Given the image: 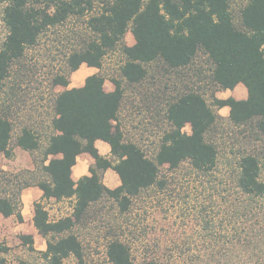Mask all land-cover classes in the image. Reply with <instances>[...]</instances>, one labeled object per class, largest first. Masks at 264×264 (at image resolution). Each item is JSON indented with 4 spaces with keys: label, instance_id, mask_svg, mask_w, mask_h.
<instances>
[{
    "label": "trees",
    "instance_id": "obj_1",
    "mask_svg": "<svg viewBox=\"0 0 264 264\" xmlns=\"http://www.w3.org/2000/svg\"><path fill=\"white\" fill-rule=\"evenodd\" d=\"M74 21L79 22L77 45L65 53L64 67L51 87L68 88L82 65L100 72L84 86L53 96V116L45 128L25 124L17 130L12 113L0 112V155L12 160L14 147H19L34 156L33 170L0 167V215L23 224V192L33 187L43 192L34 203L33 223L46 241L41 256L48 264H65L70 257L88 264L76 229L106 201L124 217L138 210L140 219L134 228L110 227L107 264H264V0H246L237 17L232 0H6L0 89L44 35ZM128 33L135 38L133 46L126 41ZM115 52L122 62L108 78L104 62ZM158 75L173 85L151 90ZM107 80L115 86L113 92L106 91ZM239 84L248 90L246 100L217 96ZM131 89L140 90L138 103L161 125L152 156L126 135L121 117ZM225 107L230 108L227 119L220 114ZM225 121L247 143L237 153L230 185L216 175L220 150L214 134ZM188 125L191 133L185 131ZM98 140L109 144L110 157L100 153ZM83 154L95 163L89 175L75 182L73 168ZM110 169L121 182L114 189L104 183ZM192 189L200 191L193 195ZM192 198L199 239L177 236L180 229L174 236L165 231L167 238L154 237L157 228L146 233L152 212L159 214L157 207L165 204L170 205L164 209L167 218L182 212L187 234ZM44 200H74L73 213L52 221ZM141 200H149L150 206L146 202L136 208ZM20 239L34 243L31 235ZM8 251L0 246V252Z\"/></svg>",
    "mask_w": 264,
    "mask_h": 264
},
{
    "label": "rangeland",
    "instance_id": "obj_2",
    "mask_svg": "<svg viewBox=\"0 0 264 264\" xmlns=\"http://www.w3.org/2000/svg\"><path fill=\"white\" fill-rule=\"evenodd\" d=\"M245 2L246 0H232L234 15L236 17L237 9ZM5 6L6 0H0V46L7 34L3 22ZM78 23V21H74L67 27L52 29L44 35L36 47L28 50L23 61L14 66L11 77L6 82V86L0 89V112L10 111L12 113L11 118L17 130L25 127V124H33L37 128H45L47 122L52 118V98L55 94L63 92V88L56 87L53 89L51 87V80L56 73L61 72L63 69L65 53L77 45L74 40V31L77 25H79ZM128 37L135 41L131 33L128 34ZM121 62L122 56L119 52L111 53L105 59L103 72L108 78L114 75ZM158 79L160 80L151 85V90H155L156 88L163 91L166 83L170 87L173 85V80L170 81L169 78H162L161 75H158ZM198 85L202 86L203 84L198 83ZM139 91L137 89L128 90L121 118L125 124L127 137L138 142L145 152L149 156H152L160 142L161 125H158L157 121L152 118V113L142 108V105L138 103L140 99ZM166 92L170 95L172 88L166 90ZM232 94V91H222L218 92L217 96L224 99L231 97ZM135 100L137 103L132 104V101ZM220 114L225 119L229 117L224 111L220 112ZM185 131L191 133V127L188 125ZM214 139L220 150L216 175L230 185L236 178L235 162L237 160V153L240 149L243 150L247 143L243 142L245 138L240 135V130L232 127L228 121H225L217 129ZM257 148L260 149V152L263 149L261 144H257ZM14 152L15 157L12 160L0 155V167L12 172L34 169V156L19 147H14ZM261 157V179L264 181V155ZM115 177L120 181L117 175ZM104 183L112 189L117 187L111 177H104ZM193 187H195V184L191 185V188ZM198 187L202 188L200 185ZM37 191H39L38 188H29L23 192V224H20L15 217L4 218L0 215V246L7 247L9 250L6 253L0 252L1 259L5 261L4 264H48L41 256V252L46 250V241L39 235L32 224L34 203L41 200ZM197 191L200 190L192 189L193 195ZM193 201L192 198L190 202L191 209L186 218L190 219L187 234L183 232V228L181 227L183 219H185L182 212L179 211L175 215V219L171 217L167 218L164 209L169 208L170 205L165 204L163 208L157 207V209H160L159 214L152 212L151 218L148 220L149 227L144 230L146 233H151L153 229L157 228V233L153 234L154 237L164 235L163 237L167 238L165 231L170 230V236H174V231L177 232L179 231L177 229H180L176 234L177 236L199 239L201 227L199 226V216L194 215L195 212L192 211L197 206L196 202ZM145 203L147 206H150L149 200H141L138 202L136 208L145 206ZM45 206L50 214V219L56 221L72 215L74 200L62 202L49 200L45 202ZM154 206H157V202L153 203L152 207ZM98 208L101 210L87 224L79 226L76 229V233L83 243L85 259L88 264H107L106 247L112 237L109 234L110 227L121 224L125 228V225L129 224L131 228H134L140 223V219L137 217L138 210L134 211L133 215L124 217L120 215L118 209L111 202H103L97 207V210ZM144 230L139 228L138 233L142 237ZM25 233L33 235V245L24 244L21 241L20 236L25 235ZM151 237H153L152 234ZM135 251L137 256V248ZM65 264H76V260L74 257H70L65 261ZM135 264H140V262L137 260Z\"/></svg>",
    "mask_w": 264,
    "mask_h": 264
},
{
    "label": "crops",
    "instance_id": "obj_3",
    "mask_svg": "<svg viewBox=\"0 0 264 264\" xmlns=\"http://www.w3.org/2000/svg\"><path fill=\"white\" fill-rule=\"evenodd\" d=\"M128 34L126 36V40L128 42V45L133 46L136 42L133 41L130 37H128ZM99 72H100V70L97 68H92V67H89L87 65H82L81 68L72 75L71 84L69 85L68 88L61 87V86H59V87L63 88V91H65L67 89L82 87V86H84L85 81L89 76H92L94 74H98ZM105 89L107 92H113L115 90V86L113 85V83L111 81L107 80L106 84H105ZM232 92H233V94L231 95V97H234L238 100H246L248 98V90L243 84H239L236 87V89ZM227 98H229V97H227ZM227 98H224V99H227ZM222 111H224L225 113L230 115V108L229 107H225V108L221 109L220 112H222ZM96 146L103 156L110 157L111 147L109 146V144H107L106 142H103L101 140H98L96 142ZM94 163H95V161L90 155H88V154L81 155L78 158L77 165L73 168V180L75 182H77L83 176L89 175V168ZM116 175L117 174L111 169L105 173V177H111L113 179V181L116 183V186L118 187V186H120L121 182L115 177ZM33 188H35V187H33ZM38 190L39 191H37V194H38L39 198L42 200L43 192L39 188H38ZM46 201H49V200H44L43 201L44 204ZM32 224H33V227H35L33 220H32ZM25 235H29V234L25 233ZM42 250H44V249H42Z\"/></svg>",
    "mask_w": 264,
    "mask_h": 264
}]
</instances>
